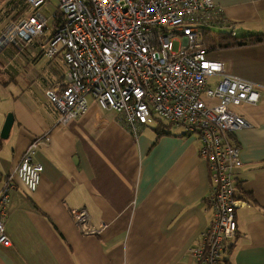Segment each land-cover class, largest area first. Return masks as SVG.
<instances>
[{
	"label": "crops",
	"instance_id": "1",
	"mask_svg": "<svg viewBox=\"0 0 264 264\" xmlns=\"http://www.w3.org/2000/svg\"><path fill=\"white\" fill-rule=\"evenodd\" d=\"M214 1L221 13L207 35L210 57L254 82L260 95L233 106L248 121L230 134L242 159L238 195L248 204L236 211L238 234L225 262L264 264V42L219 47L221 35L264 34V0ZM32 10L25 0H0V39ZM50 38L48 31L22 50L0 42V84L18 105L9 137L0 139V173L13 174L16 186L5 223L11 245H0V264H197L190 249L211 222L213 191L199 138L159 121L133 134L93 98L86 114L60 123L46 90L64 84L66 64L61 53L44 56ZM46 133L50 140L35 155L44 171L30 192L15 171L29 144ZM74 208L107 228L82 233Z\"/></svg>",
	"mask_w": 264,
	"mask_h": 264
},
{
	"label": "built area",
	"instance_id": "2",
	"mask_svg": "<svg viewBox=\"0 0 264 264\" xmlns=\"http://www.w3.org/2000/svg\"><path fill=\"white\" fill-rule=\"evenodd\" d=\"M33 13L10 25L1 44L25 47L51 31L42 45L44 56L62 54L65 82L46 90L67 124L89 109L93 98L113 112L133 134L157 121L196 134L199 155L207 161L213 191L209 225L190 251L197 264H224L238 234L236 211L248 204L239 197L235 172L242 165L240 147L230 134L248 126L233 106L256 103V84L232 75L210 57L206 25L218 20L214 0H58L54 24L39 13L49 0H25ZM59 16V18H58ZM178 47L174 49V43ZM49 133L34 139L15 174L30 192L40 185L44 166L35 161ZM14 175L0 173V245L10 246L7 209L16 188ZM85 234H99L85 208L71 209Z\"/></svg>",
	"mask_w": 264,
	"mask_h": 264
},
{
	"label": "rangeland",
	"instance_id": "3",
	"mask_svg": "<svg viewBox=\"0 0 264 264\" xmlns=\"http://www.w3.org/2000/svg\"><path fill=\"white\" fill-rule=\"evenodd\" d=\"M33 11V10H32ZM39 13L42 14L45 18L49 20L50 25L54 24V17L59 13V1L58 0H49L47 3L39 8ZM32 14V13H31ZM5 27H1L2 29ZM206 28L212 29L211 25H206ZM178 47V42L174 43V49ZM22 50L21 47H18ZM17 104L14 103L13 99L10 97V88L0 84V125L7 118L9 114H13V108H17ZM234 111V107L232 108ZM236 112V111H235ZM14 116V114H13ZM156 123V122H155Z\"/></svg>",
	"mask_w": 264,
	"mask_h": 264
},
{
	"label": "trees",
	"instance_id": "4",
	"mask_svg": "<svg viewBox=\"0 0 264 264\" xmlns=\"http://www.w3.org/2000/svg\"><path fill=\"white\" fill-rule=\"evenodd\" d=\"M58 18H59V16H58ZM210 30L211 29H208L206 31V39L208 37L207 35H208ZM220 37H221V42L219 44L220 48H227V47H231V46H243V45L244 46L245 45L248 46V45H254V44H258V43L264 42V34H250V35H247V36H244V37H240V38L239 37L231 38V37L225 36V35H221ZM209 47H210V45H209ZM162 123L158 122L157 124H159V126H161ZM165 127L167 129V127H169V126L167 125ZM160 132H165V130H162ZM224 264H228L227 262H225V259H224Z\"/></svg>",
	"mask_w": 264,
	"mask_h": 264
},
{
	"label": "water",
	"instance_id": "5",
	"mask_svg": "<svg viewBox=\"0 0 264 264\" xmlns=\"http://www.w3.org/2000/svg\"><path fill=\"white\" fill-rule=\"evenodd\" d=\"M13 123H14V116H13V114H9L6 118L5 123L3 125V128L0 132V139H7L9 137Z\"/></svg>",
	"mask_w": 264,
	"mask_h": 264
}]
</instances>
